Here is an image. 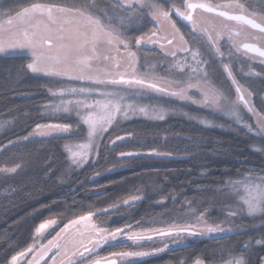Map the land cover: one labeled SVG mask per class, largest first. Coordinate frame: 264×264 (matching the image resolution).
Instances as JSON below:
<instances>
[{"label": "snow or ice", "instance_id": "1", "mask_svg": "<svg viewBox=\"0 0 264 264\" xmlns=\"http://www.w3.org/2000/svg\"><path fill=\"white\" fill-rule=\"evenodd\" d=\"M221 8L224 10H219ZM198 9L207 13L215 12L219 17L241 22L264 34V17H260V22L257 23L255 19L246 18L243 14H229V9L244 11L243 6L235 2L226 5H211L185 0L183 9H181L169 5L168 0H111V7L99 16L93 14L88 6L65 7L53 3H32L22 10H0V20L3 21L0 23V55H26L30 58L26 67L31 73L42 74L53 79L82 82L85 85L64 88L60 93L61 97L70 95L74 99H61V103L53 109L54 112L62 110L66 114L75 112L87 128L89 143L80 144L78 151L70 150L71 163L76 168H82L89 163H99L101 147L105 149L104 159L108 160L112 158L111 150L119 144L138 143L132 133L121 135L116 132L115 139L109 137L107 145L104 144L103 137L110 128H119L121 120H128L137 114L148 115V107L142 106L141 102L145 98L151 101L154 96L191 101L193 104H201L210 108L217 114L229 117L234 123L242 124L248 133L255 132V135L259 137V143L264 145V117H258L256 125L253 126L243 122L241 115L243 110L241 105L249 113L256 115V108L251 100L253 93H246L227 64L224 65V71L231 80V84L235 86L236 98L233 99L231 89L217 93L214 89L206 88L207 75L201 78L198 74L204 72L201 65L207 61L198 60L197 53L183 43V37H180L182 43L179 47L175 44L179 29L172 21V13L175 12L176 16L187 21L195 32L198 30L197 26L201 24V18L194 15ZM102 17H107V23H102ZM134 20L143 21L145 24L153 23L156 28L151 35L135 39L137 50L148 44L155 46L160 40L167 39L159 35L162 22L171 26L174 35L172 39H167L169 47L164 51V56L165 59L169 55L175 57L177 52H181L190 55L196 61L195 67L191 64L179 66L181 72L189 73L187 81L158 77L155 73L144 71L143 64L138 66L137 54L130 47L132 42L127 39L123 31H120L125 21ZM213 29L216 36H208V45L218 52L220 39L225 34L231 39L232 30L227 24L213 26ZM237 35H246V33L242 31ZM102 46H106L105 51H101ZM159 46L164 50L163 44ZM243 48L247 52L257 53L259 57L264 58V50L247 43L243 44ZM239 51L240 48L236 47V52ZM112 52L116 55H112ZM261 63H264V60ZM193 74L197 75L193 76ZM194 78L197 80L196 83L192 82ZM201 79L203 84L200 82ZM193 88L201 92L202 100H197L190 95V90ZM153 111L155 112L156 109L153 108ZM166 114H175V110L163 108L155 115V118L164 120ZM188 118L196 119L192 116ZM199 123L223 128V125H215L204 119L199 120ZM79 134V129H73L67 123L37 124L35 129L24 137V140L27 141L29 137L59 138L63 135ZM92 146H95L96 151L90 155ZM254 151L264 158V147ZM116 155L118 159L111 168L106 169L107 172L123 167L132 169L142 156L172 158L173 153L153 148L143 154L137 151L121 150ZM2 171L15 172L16 168H5ZM261 171L264 172V169ZM228 184L232 187L242 184L246 195L240 197L242 203L226 202L227 215L223 223L231 224L237 217H243L245 214L249 217L259 214L264 220V175L255 174L253 169L248 172L243 181H228ZM202 190L204 189L197 188V191ZM139 199L140 197L134 196L132 201L125 200L123 203L129 204ZM206 213L207 210L199 214L197 210H192L190 216H169L167 219L162 218L159 226L141 228L139 231H133L134 226L131 224L117 227L114 231L98 225L86 224L87 235L84 232L78 233L71 241V247L61 253L62 264H85V261H89V258L101 247L122 245L129 241L134 248L140 249L145 244H150L151 249L112 252L103 260H91L90 264H142L145 258L163 253L171 249L173 245L186 246L190 237L222 239L238 230L234 227H223L222 223H210L206 218ZM92 215L89 212L87 215H81L78 219L70 221L62 232H68L71 225L89 221ZM46 227L48 223H40L36 232L39 233ZM136 227H139V224ZM93 236L96 238L93 239ZM53 244L54 241H49L48 245L39 251L35 246H30L12 255L9 264H24V262L39 264ZM255 245L264 247V235L255 239ZM251 246V241L246 243L241 255H247ZM29 256L32 258L29 259ZM53 264H56V261H53ZM180 264H185V262L180 261ZM225 264H246V262L235 259L234 261L227 260ZM247 264H251L250 259ZM258 264H264V257L259 258Z\"/></svg>", "mask_w": 264, "mask_h": 264}, {"label": "trees", "instance_id": "2", "mask_svg": "<svg viewBox=\"0 0 264 264\" xmlns=\"http://www.w3.org/2000/svg\"><path fill=\"white\" fill-rule=\"evenodd\" d=\"M234 1H238L249 10L260 12L264 16V0ZM32 3L88 6L97 15H101L111 7V0H0V10H20ZM184 3L185 0H168L169 5L180 8L184 6ZM172 17L184 36L196 43L195 33L186 25L179 23L180 20L174 13ZM102 18L107 22V17ZM120 31H123L129 39H135L142 35H150L156 31V28L153 23L145 24L143 21L134 20L125 21L124 27ZM140 52L148 58L147 61L157 57L156 65L159 64V58L163 56V52L155 47L142 48ZM205 55L207 56V54ZM27 62L26 55H0V122L4 123L0 130V147L14 138L24 136L38 123L47 121L74 122L72 115L67 114L63 115L64 118H55L48 113L51 111V98L46 89L67 86L69 81L33 74L27 69ZM242 66L244 65H240V68ZM251 68L253 71H250L249 75H245L237 67L234 69V74L254 93V105L264 113V103L261 99V92L264 90V65H254ZM254 68H257L259 72H256ZM204 70L210 79L223 85L227 84L217 65H205ZM52 99L55 98L52 97ZM166 101L156 99L148 103L164 106ZM185 113L188 115H184ZM243 114L248 116L245 111ZM189 116L196 117V119H189ZM222 117L224 116L205 109L195 112L190 107L182 106L180 109L176 107L175 114H171L159 122L148 124L136 120L137 127L158 130H177L184 127L192 131L194 135H201L200 148L208 151L213 157L194 158L186 152L160 149L173 153L172 158H162L169 160L167 164L154 163L132 169L125 168L115 171L102 180L83 182L81 186L75 183L81 178L89 164L83 166L77 174L69 175V172H65L67 168L60 139L46 140L45 143L49 147V157L52 161L46 165L38 166L24 176L4 183L1 187L3 189L10 185L16 192L12 204L4 209L0 216V264L31 243L32 231L40 221L58 217L61 225L72 217L105 208L131 194L145 193V197L132 211V220L149 214L158 215L166 212L167 209L184 207L187 204H196L197 210H202L211 206L224 205L227 201L234 202L237 186H230L228 181H240L253 169L255 174L264 175V172L261 171L264 169V158L254 151L264 145L259 143V137L255 135V132L248 133L232 119ZM198 119L211 121L215 125H223V128L201 124ZM131 122L132 126H135L134 120ZM120 124L121 128H126L124 123L120 122ZM110 130L112 129L110 128L109 132ZM79 132L80 134L75 135L76 137L83 136L84 127L82 128V125H80ZM107 136L110 135L105 134L104 142L108 138ZM215 138L216 140H214ZM37 142L32 139L9 147L5 146L0 150V160L11 152L35 151L38 147ZM154 144L155 141H149L148 144L142 146H139V143L125 142L120 146L127 151H137L143 154L153 149ZM180 144L184 146L185 140H182ZM214 149H218L222 153L213 154ZM100 151L104 153L103 147ZM222 154L224 155L221 156ZM240 186L238 184V192ZM198 187L204 190L197 191ZM158 200L160 203H155ZM210 214L215 219L219 218L213 211ZM236 221L245 229L222 239L202 237L186 244V246H172L171 249L163 253L145 258L142 264H180V261L191 264L197 258L203 264H223L225 261L235 258H240L246 264L249 259L251 264H258L259 258L264 254V247L255 245V239L264 235V220L257 214L255 217L247 215L237 217ZM249 241L252 246L248 249V254L241 255L243 246ZM108 246H110L107 247L108 250L119 248Z\"/></svg>", "mask_w": 264, "mask_h": 264}, {"label": "rangeland", "instance_id": "3", "mask_svg": "<svg viewBox=\"0 0 264 264\" xmlns=\"http://www.w3.org/2000/svg\"><path fill=\"white\" fill-rule=\"evenodd\" d=\"M231 2L239 3L240 5H242L243 9H244L243 12L254 17V18H256L258 21H260V17H264L262 13L249 10L245 5H243L240 2H237V1H231ZM229 3H230L229 1L228 2H220L218 5H226ZM60 6L81 7V6H70V5H66V4H61ZM22 9H20V10H22ZM181 9H183V7H181ZM228 11L234 12V13H243L239 9H229ZM173 13H175V12H173ZM173 13H172V15H173ZM93 14L97 15L94 12H93ZM194 15L201 18V24H199L197 26V28L199 31L203 32L205 37L202 35H199L195 39L196 43H191L190 45L186 44V46L188 48L192 49V51L197 53V59L198 60L202 59L204 61H207V63L201 65L203 69L205 68V65H208V66L217 65V67L221 71V76L224 77L226 79V82H227V84L223 85L220 82H216L215 80L210 79L207 76L208 80H207V84L205 85V87L214 89V90H216L217 93H223L226 89H231L233 99H235L236 98L235 87L231 84V80L228 79L227 73L224 71V65L225 64L228 65L229 69L232 71L233 76H235V77H236V75L234 74V72H235L234 69L236 67L238 70H241L242 73H244L245 75H249L250 70L249 69L245 70L244 66H242L241 68H238L239 65H232V63H234V62H237L239 64H243V65H248V67L254 66V65H264V63H261V61L264 60V58H261L257 55H254V54H251V53L243 50L240 47V43L242 41L248 40V39H254L260 45L264 46V34L259 33V31L255 30V29H251L247 25H243L240 22L227 20L226 18L219 17L214 13H207L204 11H195ZM4 19H6V17ZM179 20H178L179 23H181L184 26L186 25V27H188L192 30L191 25L188 24L187 21H183L181 18H179ZM2 22L3 21L0 20V23H2ZM102 23H107V22L102 18ZM221 24H227L231 28L232 38L229 39L228 35L225 34L219 41V51L217 52L216 49L211 48L208 45V39L207 38L209 35H212L213 37H215L216 32L214 31L213 26H219ZM242 31L245 32L246 35H237L238 32H242ZM159 35L167 37V39H172L173 35H174V30L171 28V26L169 24L162 22L160 25ZM142 36H148V35H142ZM183 36L184 35H182L181 33H178V35H176L175 44L177 47H179L180 44L182 43V41L180 40V37H183ZM127 39L132 42L130 45L131 50L136 52V54H137L138 66L140 64H143V70L144 71H147L149 73H155L158 77H163L165 79H176V80L187 81L188 77H189V73L187 71L181 72L179 66H183L185 64H191L193 67L196 66V61H194L190 55H186V54L181 53V52H177V55L175 57H172L169 55L165 59L164 51L167 50L169 47L167 45V39L161 40L162 44L164 45V50L161 49V51L163 52V56L159 58L160 61H158L159 62L158 65H156V62H157L156 58L157 57H154V58L147 61L148 58L145 57L140 52V50L142 48H148V49H151V47L158 48V47H160L158 44L155 46L152 44H148V45L143 46L139 50H137V47L134 43L136 38L135 39H129L127 37ZM184 40H185V38H183V43H184ZM156 46H158V47H156ZM236 47L240 48L239 52H236ZM105 48H106V46H102L101 51H105ZM160 48H158V49H160ZM203 50H204V52H203ZM204 53L207 54V56ZM230 53H231V55H230ZM112 55H116V53L112 52ZM29 62H30V58L28 57L27 63H29ZM254 70L256 71L258 69L254 68ZM256 72H259V71H256ZM38 75L43 76L42 74H38ZM196 75L197 74H193V76H196ZM204 75H206L205 70H204V72L198 74V76L201 78ZM44 77H46V76H44ZM48 78H50V77H48ZM236 79H237V77H236ZM65 81H67V80H65ZM228 81H229V85H228ZM237 81L246 90L247 87H246L245 83L240 81L239 79H237ZM192 82L196 83L197 80L194 78L192 80ZM200 82L203 84L202 79L200 80ZM71 86L81 87V86H85V85L82 82H71V81H69L67 86L63 85L61 87L46 89L47 92L49 93L50 98H51L50 99L51 111L48 112L51 117H55V118L62 117V118H64L63 115H67L62 110L54 112L53 109H54V106L59 105L61 103V99H63V100L74 99V97H72L70 95H64L63 97H61V95H60V93L62 92V90L64 88L71 87ZM53 93H55V95H53ZM190 95L193 96L197 100L203 99L201 92L197 91L195 88L190 90ZM52 97L55 99H52ZM156 99L160 100V101H166V100L167 101H166L164 106L160 105V104L151 105V103H148L150 101L147 98H145L141 102V105L148 107L149 114L148 115L137 114L135 116H132L128 120H121L120 122L124 123L126 128H121V124H120L119 128H115V129L111 128L112 130H110V132H108V134L105 133L106 135H110V136H107L108 138L106 137L107 139L104 142V144L107 145L109 143V137H111V139H115L116 132H118L121 135H124L125 133H132L137 138L139 146L146 145L149 143V141H155L153 148L156 147V148L162 149V150H167V149L170 150L171 149V150H176V151L182 152V153L186 152V153H189L190 155H192L194 158H199V157H203V156L213 157L212 154H210L208 151H205V149L200 148L201 135L200 136L194 135L192 131H189L188 129H186L184 127L183 128L180 127L177 130H173V129L158 130V129H152V128L137 127V124H135L136 120L142 121V122H145L148 124L161 121L159 119H156L155 115L163 108H168L170 110H176V107L180 109L183 106L185 108L190 107L191 110H194L195 112H196V110L200 111L202 109H205L211 113H214V111L212 109L204 107L201 104H193V103H191V101H182V100L172 98V97L159 98L156 96L152 97L151 101L156 100ZM261 99L264 101V90L261 92ZM53 100H56V101L52 102ZM153 104H155V103H153ZM171 104H172V106H171ZM45 106H46V104L44 105V109H45ZM241 107L243 109L242 113H241L242 118H243V122H247L248 124L255 126L258 117H264V113L262 111H259L257 109V107H255V106L254 107L256 108V115H253L252 113H248L249 117L245 116L243 114L245 109L243 108L242 105H241ZM153 108L156 109L155 112L153 111ZM195 114H198V113H195ZM68 115H72L74 122L47 121V122L38 123V124L67 123L73 129H80V125H82V128L84 127V134L82 137L81 136L76 137L75 135H71V136L63 135L59 138L29 137L28 140L33 139V140L38 141L36 143V144H38V147L36 148L37 150L31 151V152H24V153L11 152L9 155H7L6 157H4L3 159L0 160V216L3 214L4 209H6L8 206H10L12 204V200H13V197H14L15 192H16V190L13 189L10 185L2 189L1 188L2 185L6 182H10L14 179H17L21 176H24V175L32 172L33 170H35L40 165H46L52 161L51 158L49 157V152H48L49 147L45 143L46 140L60 139L59 142L61 145V150L63 152L64 161H65L66 168H67L65 172H69V175L71 173L77 174L79 172V170L81 168H76L71 163V160H72L71 151H78L80 144H88L89 143L88 136H87V128H86V126H84L82 124V121H80L79 116H77L75 112H72ZM169 116H171V114H166L165 118H168ZM221 116H224L222 118L230 119L229 117H227L225 115H221ZM132 120H134L135 126H132V124H131ZM199 120H201V119H198V121ZM3 125H4L3 121L0 122V130L2 129ZM36 125H34L30 129L29 132H32L35 129ZM241 126H242V124H241ZM28 133L25 134L24 136H20V137H17V138H14V139L8 141L7 143H5L3 146L0 147V150L2 148H4L5 146L9 147L13 144L25 141L24 137L27 136ZM104 138H105V135L103 137V140H104ZM182 140H185L184 146H182L180 144L182 142ZM214 140H216V138ZM132 143H137V142H132ZM175 147H178V148H175ZM147 149H148V147H147ZM121 150L127 151L124 149V147L120 146V144H119L115 149L111 150L112 158H110L108 160L104 159V153H102V151H100V153H101L100 157H99L100 163H89L88 168L85 169V171L81 175V178L79 180H77V182L75 184H78V186H81L83 182L89 183L91 181L102 180L104 178L109 177L115 171L123 170L125 168L127 169V167H123V168H117L115 171H112V172L106 171V169L111 168L112 165L115 163L116 159H118L116 154ZM95 151H96L95 146H92L90 148V155L94 154ZM103 151H105L104 148H103ZM212 153L213 154H220L222 152L219 151L218 149H214L212 151ZM223 155L224 154H222L221 156H223ZM168 162H169V160L162 159V158H156L155 156H142V158L140 160H138L137 164L133 168L138 167V166H142V165H148V164L150 165V164H154V163L167 164ZM5 168H9V169L10 168H16V171L15 172H4V171H2V169H5ZM98 173H99V175H97ZM63 176L65 177V175H63ZM244 178L241 179L240 181H243ZM240 185H241L239 187L240 190L238 192V184H236V186H237L236 187V189H237L236 190L237 191L236 192V199L234 202H232L233 204L236 202L242 203V201L240 200V197L246 195V193L243 190V185L242 184H240ZM237 193H239V194L237 195ZM134 196H138V197H140V199L136 200L132 203H129V204L123 203L125 200L132 201V198ZM144 197H145V193H143V192L131 194L130 196H127V197L119 200L118 202L110 205V206H107V207L102 208V209L91 211V213L93 215L89 219V221L81 222L79 225H71L68 232H62V229L65 228V225H69L70 221H72L74 219H78L81 215H87L89 213V211L87 213L72 217V218L68 219L67 221H65L61 225L59 224L60 219L58 217H51L48 219H44V220L40 221L34 227V229L32 231L31 243L28 246H26L25 248L15 252L12 255L17 254L18 252L25 250L30 246H35L37 248V251H39L41 248L46 247L48 245L49 241H54L53 246L51 247V249H49L44 254V258H43V260H41L39 262V264H53V261H56V264H62L61 253L63 251H65L67 248L71 247V241L74 238H76L78 233L84 232L85 235H87V232L85 230L86 224L98 225L102 228L108 229L109 231H114L117 227H124L127 224H131L134 226L133 231H139L141 228H149V227L159 226L162 218L167 219L169 216H181V215H189L190 216L192 210H197L196 204H193V205L187 204L184 207H173L170 210L167 209L166 212H163V213L158 214V215L149 214L146 216H142L141 218L132 220L131 217H132L133 209L137 206V204L140 202V200H142ZM155 203H160V202L158 200ZM205 210H207L206 218L208 219V221L210 223H212V222L222 223L223 227L237 228L238 230H236L234 232L241 231V230L245 229V227H243L240 223H238L236 221V219L231 224L230 223H223L225 220V217L227 215V204L220 205L217 207L211 206L209 208L197 210V214H199L200 212H204ZM212 211L215 213V216H217L219 218L215 219L214 216H212L210 214ZM100 214H102V216H99ZM40 223H48V227H46L41 232L37 233L36 228L39 227ZM137 224H139V227H136ZM58 234H60L59 238H58ZM92 238L95 239L96 237L93 236ZM199 238H202V237H190L187 240L186 244H189V243H191V242H193ZM173 246H176V245H173ZM107 247H110V246L101 247L94 255H92L89 258V261H85V264H90L91 260H103L105 257L109 256L112 252L131 251V250H150L151 249L150 244H145L144 247L140 248V249L134 248L131 246L130 241L126 242L122 245L111 246L112 248L119 247L118 249L108 250ZM58 249H59V251H58ZM33 255H35V253H33ZM11 256L8 258L7 261H5L2 264H9ZM262 257H264V254L262 255ZM31 258L32 257L29 256V259H31ZM235 259H240V258H235ZM235 259H233V261ZM197 262H199V264H203L201 262V260L198 258L195 259L191 264H197ZM24 264H26V262H24ZM223 264H225V263H223Z\"/></svg>", "mask_w": 264, "mask_h": 264}, {"label": "flooded vegetation", "instance_id": "4", "mask_svg": "<svg viewBox=\"0 0 264 264\" xmlns=\"http://www.w3.org/2000/svg\"><path fill=\"white\" fill-rule=\"evenodd\" d=\"M194 1H197V2H206L205 0H194ZM222 2H227V1H222ZM208 3L209 4H211V5H218L219 3L218 2H209L208 1ZM176 8H180V7H176ZM222 9V8H221ZM196 11H203L202 9H198V10H196ZM212 13H214V14H216L215 12H212ZM232 13H234V12H232ZM244 13V12H243ZM246 14V13H245ZM174 15H175V13H174ZM248 15V14H247ZM176 16V15H175ZM248 16H250V15H248ZM177 17V19L178 18H180V17H178V16H176ZM175 17V18H176ZM252 17V16H251ZM254 18V17H253ZM255 20H257L256 18H254ZM172 21H173V23H175V20H174V18L172 17ZM258 21V20H257ZM258 22H260V21H258ZM241 23V22H240ZM176 24V28L177 29H179V33H181L182 35H184V33L182 32V30L180 29V27L177 25V23H175ZM249 28H251L250 26H248ZM252 29V28H251ZM255 30H257V29H255ZM193 31V30H192ZM258 31V30H257ZM194 32V31H193ZM195 33V35H196V37H198L199 35H202V36H204L205 37V35L203 34V32H201V31H199V30H197V31H195L194 32ZM183 38H185V40H184V43H185V45L187 44H191V43H193L194 41H191V40H189L186 36H183ZM244 43H255V44H257L259 47H261V48H263L264 49V46L263 45H260L256 40H254V39H248V40H244V41H242L241 43H240V47L243 49V50H245L243 47H242V44H244ZM160 44H162V41L160 40V42H159V44L158 45H160ZM156 47H158V46H156ZM158 48H160V47H158ZM159 50H161V48L159 49ZM246 51V50H245ZM249 53H251V54H254V55H257V56H259L258 54H255V53H252V52H249ZM232 65H239V67L238 68H240V65H243V64H239V63H237V62H234V63H232ZM244 69L246 70V69H249L250 71H253V68H251V66L250 67H248V65H244ZM256 71H258V70H256ZM235 87V86H234ZM246 92H252L249 88H246ZM253 93V92H252ZM253 96H254V93H253V95H252V97H251V100H252V105L253 106H255L254 105V100H253ZM245 111L247 112V113H249L246 109H245Z\"/></svg>", "mask_w": 264, "mask_h": 264}, {"label": "water", "instance_id": "5", "mask_svg": "<svg viewBox=\"0 0 264 264\" xmlns=\"http://www.w3.org/2000/svg\"><path fill=\"white\" fill-rule=\"evenodd\" d=\"M190 2H192V3H205V2H197V1H190ZM207 4H208V3H207ZM219 10H224V9H219ZM229 14H230V15H241V14H243V15L246 16V18L254 19L253 17L248 16V15H246V14H244V13H232V12H229ZM256 22L259 23L257 20H256ZM244 44H245V43H244ZM247 44L253 45V46L256 47V48H259V49H261V50H264L263 48L259 47V46H258L257 44H255V43H247ZM242 47H243V44H242ZM252 53H254V52H252ZM255 54H257V53H255Z\"/></svg>", "mask_w": 264, "mask_h": 264}]
</instances>
